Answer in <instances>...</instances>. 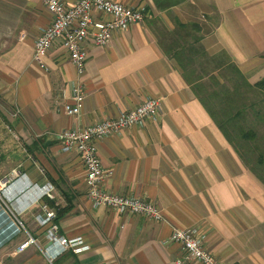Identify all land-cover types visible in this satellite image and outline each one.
Segmentation results:
<instances>
[{
    "label": "crops",
    "instance_id": "1",
    "mask_svg": "<svg viewBox=\"0 0 264 264\" xmlns=\"http://www.w3.org/2000/svg\"><path fill=\"white\" fill-rule=\"evenodd\" d=\"M115 1L153 8L174 27L153 0ZM171 13L201 25L208 53L225 51L250 82L264 80V0H187ZM52 20L46 0H0L1 108L26 152L22 176L4 195L35 224L44 190L51 189L57 206H72L59 219L60 232L81 237L86 249L67 251L57 264H172L184 255L171 239L174 226L197 227L204 247L223 264H264V179L226 138L159 45L148 19L116 33L105 48L87 43L81 77L87 97L77 117L67 109L79 77L62 43L44 58L45 67L34 60L36 40ZM149 99L160 100L156 117L96 145L103 167L112 172L104 187L153 202L164 210L165 221L93 206L81 155L64 152L57 139L59 132L114 119ZM36 227L29 235L45 248V229ZM38 245L19 254L17 247L10 254L2 249L0 256L40 264L44 255Z\"/></svg>",
    "mask_w": 264,
    "mask_h": 264
},
{
    "label": "built area",
    "instance_id": "2",
    "mask_svg": "<svg viewBox=\"0 0 264 264\" xmlns=\"http://www.w3.org/2000/svg\"><path fill=\"white\" fill-rule=\"evenodd\" d=\"M46 5L53 13V20L36 40L34 60L45 67L44 58L56 42L62 43L79 77L73 87L74 104L67 109L68 115L77 117L82 112L87 97L81 82L89 57L87 43L90 41L99 47H107L116 33L126 31L133 24L146 19L145 8L126 6L115 0H75L73 5L67 4L65 0H46ZM159 108V99H149L133 109L122 111L114 119H104L82 130L69 129L57 134L64 152H77L81 155L86 168L87 197L93 206L111 208L119 215L129 212L155 221L166 220L164 210L153 202L137 196L114 194L104 187L105 180L112 172L103 167L96 145L97 141L105 137L120 134L121 131L134 125H143L147 120L157 116ZM14 173L16 178L22 176L21 172L14 171ZM8 183L6 177L0 180V192L3 195L6 194ZM42 197L54 198L51 189L44 190ZM4 212L7 214L6 210ZM56 219V211L48 204L42 203L36 220L39 226L45 229L49 245L41 252L52 264L69 250L81 253L86 249L85 241L81 237L69 238L62 235ZM12 222L16 225V230H9L12 235H16L22 231L23 224L19 219L21 226L16 221L12 220ZM3 233L5 231L1 234ZM171 239L180 243L184 251V255L176 258L172 264H194L195 262L223 264L204 247L202 235L197 227L174 226ZM38 243L35 237L29 235L17 246L16 253H23L30 246L38 245Z\"/></svg>",
    "mask_w": 264,
    "mask_h": 264
},
{
    "label": "trees",
    "instance_id": "3",
    "mask_svg": "<svg viewBox=\"0 0 264 264\" xmlns=\"http://www.w3.org/2000/svg\"><path fill=\"white\" fill-rule=\"evenodd\" d=\"M153 1L156 10L160 14H167L174 26L170 27L162 17L155 15L153 8L145 10L146 19L154 30L159 45L171 59L176 61L184 79L192 86L196 96L226 138L234 146L237 143L256 142L259 132L257 128L247 129L246 112L250 109L254 111L255 119L259 118L262 123H264V113L256 107V104L247 103L252 90L264 91V80L250 82L225 51L218 55L208 53L203 45L201 25L195 22L184 23L171 13L173 7L187 0ZM262 129L264 130V127ZM261 138L264 141V133ZM259 142L262 144V141ZM242 158L247 162L244 153ZM257 161L259 164H264L263 151ZM247 164L250 166L248 162ZM260 176L263 178L262 174ZM44 201L56 211L57 222L72 208L71 205L66 208L57 206L48 197H45Z\"/></svg>",
    "mask_w": 264,
    "mask_h": 264
},
{
    "label": "rangeland",
    "instance_id": "4",
    "mask_svg": "<svg viewBox=\"0 0 264 264\" xmlns=\"http://www.w3.org/2000/svg\"><path fill=\"white\" fill-rule=\"evenodd\" d=\"M3 103L2 98L0 97V180L4 179L5 177L8 178V186L6 189H9L11 186V183L16 180L15 173L21 172V162H22V153L25 152L24 145L19 142V139L17 138V134L15 132V129L12 125V122L10 120V115L8 117V113L1 108V104ZM248 105L250 104H256V107L264 113V91L261 89H255L252 90L248 97ZM13 117L17 116V111L12 112ZM11 114V116H12ZM12 117V118H13ZM247 117V129L257 128L258 129V137L256 142H246L245 143H237L235 148L238 150V152L242 155L244 153L245 159L249 163L250 167L256 170V172L263 176L264 178V164H259L257 159L261 156L262 151L264 152V141L262 140L261 136L264 133V130L262 129L264 127V123L259 121V118L255 119L254 111L250 109V111L246 112ZM262 141V144L259 142ZM26 153V152H25ZM0 234L2 231H5V233L0 235V251L2 249L9 250V254L12 253V250L17 247V245L28 238L29 232L33 233L36 231V225L34 222H31L32 219L28 220L26 218H22V213L15 210L12 207V199L6 198L3 193L0 192ZM47 204V203H46ZM50 206V205H49ZM4 210L7 211V214L4 212ZM40 211V209H39ZM37 211V214L38 212ZM7 216L8 221L5 222L3 219ZM31 216V215H30ZM22 222L23 226L20 225L18 222V219ZM34 219V218H33ZM16 221L20 226L22 231L17 233L16 235H13V237L8 238L12 235L10 230L6 229L8 228L7 224L16 226L13 222ZM40 227V226H39ZM16 227L12 230L15 231ZM9 235V236H8ZM39 246V245H38ZM41 250V246H39ZM38 248V247H37ZM40 250V251H41ZM44 260L40 264H52L49 262V260L45 257V254H43ZM11 257V256H10ZM13 257V256H12ZM0 259H3V262H0V264H16V262L11 261L12 259H7V255L4 254V256H0ZM54 264H57V261L54 262Z\"/></svg>",
    "mask_w": 264,
    "mask_h": 264
},
{
    "label": "bare ground",
    "instance_id": "5",
    "mask_svg": "<svg viewBox=\"0 0 264 264\" xmlns=\"http://www.w3.org/2000/svg\"><path fill=\"white\" fill-rule=\"evenodd\" d=\"M0 216H1V215H0ZM2 216H3V215H2ZM3 217H4V216H3ZM7 218H8V217L5 216L3 220H4L5 222H7V221H8ZM15 227H16V226L11 225V223H10V224H8V228H7V229H8V230H9V229H10V230H13ZM8 236H9V235H8Z\"/></svg>",
    "mask_w": 264,
    "mask_h": 264
}]
</instances>
